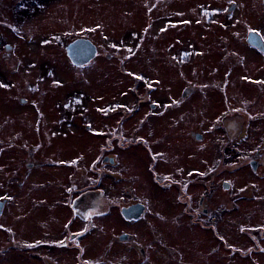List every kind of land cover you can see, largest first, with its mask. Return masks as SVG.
Here are the masks:
<instances>
[{"label":"flooded vegetation","instance_id":"obj_1","mask_svg":"<svg viewBox=\"0 0 264 264\" xmlns=\"http://www.w3.org/2000/svg\"><path fill=\"white\" fill-rule=\"evenodd\" d=\"M5 1L6 8L0 1L2 15L7 10ZM209 1L213 5L199 7L195 12L206 20L207 28L199 45L196 41L194 46L198 58L194 68L209 71L205 83L213 92L212 105L220 96L216 89L223 86L227 110L232 109L233 101H238L246 112L243 106L247 101H240L245 94L232 91L236 83L251 84V96L256 85V94H264V0H220L221 4ZM36 2L38 7L32 6ZM25 3L30 7L25 8ZM41 9L40 0H23L14 7L16 19ZM17 49L15 41L5 40L0 62L12 61ZM97 57L98 54L80 66ZM179 79L173 103H150L144 109L137 103L122 104L125 114L135 116L126 125L124 119H90L87 113L80 120L73 119L70 90L60 99L48 97L47 105L35 104L38 100H33L34 96L29 100L27 95L19 96L14 107L0 104L1 109L8 108L2 113L7 123L0 133V144L6 151L0 158V239H7L12 232L6 223L16 224L19 237L32 235L36 250L33 264H250V260L264 264V226L249 227L248 200L233 198L228 182L217 183V157H202L198 149L205 139L203 131L195 127L188 132L196 102L185 109L184 100L199 95L201 78ZM24 93H28L27 89L22 90ZM0 94L5 104L6 100L12 102L11 97ZM28 105H34L36 119L26 126L22 124V112L10 110ZM259 107L260 112L252 117L248 114L243 125L264 122V102ZM43 108L46 114L59 118L44 117ZM118 108L120 104L115 103L112 111ZM140 110L144 111L138 115L142 119L134 114ZM92 122L94 130L90 129ZM230 127V123L223 125L225 135H232ZM242 132L249 133L250 129L243 127ZM10 142L14 145L6 146ZM154 145L159 152L152 150ZM133 150L132 169L136 157L142 163L147 156L154 158L150 163L155 195L152 205L126 201L130 193L127 188L139 178L134 171L128 175L120 171V154ZM231 153L227 145L222 156L229 158ZM156 155H164L173 172L153 171ZM259 155L251 156L253 175L264 167V151ZM129 179L134 180L132 185L121 184ZM111 190L120 191L115 197L122 202L120 208L111 214H92L95 200L88 199V195L94 196L92 191L109 194ZM136 204L143 206L141 214L123 213ZM30 223H35L33 229ZM258 255H263L261 263H255Z\"/></svg>","mask_w":264,"mask_h":264},{"label":"rangeland","instance_id":"obj_2","mask_svg":"<svg viewBox=\"0 0 264 264\" xmlns=\"http://www.w3.org/2000/svg\"><path fill=\"white\" fill-rule=\"evenodd\" d=\"M0 1L4 6L6 1ZM22 2L23 0H7V10H4L3 15L0 14V55L3 52L1 45L5 40H13L18 45L12 61L0 62V85L5 83L0 86V93L7 98L11 97L12 101L6 100L5 104L0 94L1 105L14 107L18 97L24 95H27L29 100L32 99L30 96H34L33 100H38L35 104L47 105L46 100L49 98H61L70 90V102L73 104L70 114L73 119L80 120L82 115L87 113L90 119H124L126 125L129 123L128 119L135 116H131L130 112L125 114L124 107L121 108L122 104L137 103L144 109L148 108L150 103H173L177 98L176 81L179 78V81H184L183 78L185 81H192L195 77H200L199 95L195 94L192 99L184 100L185 109L187 104L196 102L195 109L191 111L194 112L190 117L193 121L188 132L195 127L203 131L205 139L198 149L202 152V157H217V183L228 182L231 184L233 198L248 200L246 211L249 227L264 226V167H260L258 175H253L249 164L251 156L254 157L258 153L261 155L264 151V122L260 120L255 125H243L249 118L246 117L248 114L252 117L256 111L260 112L259 105L264 102V94H256V85L255 93L251 96V84L236 83L232 92L245 94L240 101L243 102V98L247 101L244 104L246 106H243L246 112L239 107V104L243 103L238 101H233V107L228 111L223 97L226 89L223 86L216 89L220 96L218 102L212 105L210 100L213 98V92L205 83L209 71L203 68L200 72L198 66L194 68L198 62L194 46L196 41L199 45L200 36L207 28L206 20L199 18L195 12L199 7L213 5L211 1L40 0L43 9L34 14H26L22 19H16L18 13L14 7ZM38 2L32 6L38 7ZM216 3L221 4V1ZM24 7L30 6L25 3ZM77 38L90 39L98 49V57L83 67L74 66L68 59L67 45ZM6 53L9 54L8 51ZM109 55L112 58H109ZM209 70H213L210 65ZM220 82L221 80L218 85ZM23 89H27L28 93L21 94ZM45 92L51 95H45ZM246 96L252 97L251 100H247ZM115 103L120 104V108L112 111ZM16 106L20 107L18 104ZM45 110H41L44 117L59 118L46 114ZM7 111L8 108H0V133L3 124L7 123L5 114L2 113ZM155 111L160 112L158 109ZM10 112H22V124L26 126L36 119L34 105L13 108ZM134 114L140 118L144 111H136ZM14 120H11V123ZM150 120L153 121L154 117ZM228 123L232 125L230 136L223 132V125ZM89 124L92 125L90 129L94 130V122ZM243 127L250 129V132L244 135ZM123 128L128 130L127 126ZM73 129L75 130V127ZM128 132L126 134H129ZM1 145L0 158L6 152L5 147ZM13 145L11 142L6 143V146ZM227 145L232 149L229 158L222 156V151ZM152 148L159 152L156 145ZM133 152L134 150L120 154V171L126 175L134 171L133 174L139 178L135 180L134 185V180L131 179L121 183L132 185L127 188L130 193L125 194L126 201H142L152 205L155 195L151 185L154 181L150 163H153L154 158L147 156L142 159V163L136 157V167L132 169ZM155 161L153 171L159 174L173 172L164 155H156ZM125 162L129 165L124 164ZM1 165L3 164L0 163V168ZM240 185H244L242 190H236ZM92 192L94 196L88 195V199L95 200L91 207L92 214H111L113 209L120 208L119 204L122 202L115 198L120 191L111 190L109 194ZM6 225L12 232L7 239H0V264H33L36 250L33 248L32 235L19 237L15 223ZM29 225L31 229L35 227V223ZM255 259V263H261L263 255L255 256ZM250 264H253L252 260Z\"/></svg>","mask_w":264,"mask_h":264},{"label":"water","instance_id":"obj_3","mask_svg":"<svg viewBox=\"0 0 264 264\" xmlns=\"http://www.w3.org/2000/svg\"><path fill=\"white\" fill-rule=\"evenodd\" d=\"M67 54L71 61L77 65H84L94 59L97 55L96 45L88 38H77L67 45ZM143 206L136 204L123 210L124 214H141Z\"/></svg>","mask_w":264,"mask_h":264},{"label":"snow or ice","instance_id":"obj_4","mask_svg":"<svg viewBox=\"0 0 264 264\" xmlns=\"http://www.w3.org/2000/svg\"><path fill=\"white\" fill-rule=\"evenodd\" d=\"M0 86H3V85H0Z\"/></svg>","mask_w":264,"mask_h":264}]
</instances>
